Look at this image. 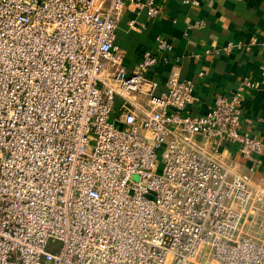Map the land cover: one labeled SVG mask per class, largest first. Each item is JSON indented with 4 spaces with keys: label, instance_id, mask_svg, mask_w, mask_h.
<instances>
[{
    "label": "built area",
    "instance_id": "obj_1",
    "mask_svg": "<svg viewBox=\"0 0 264 264\" xmlns=\"http://www.w3.org/2000/svg\"><path fill=\"white\" fill-rule=\"evenodd\" d=\"M128 7L164 14L156 0H0V264H264L243 209L264 191L218 158L223 143L264 156L240 132V95L186 114L190 82L144 78L172 50L161 36L129 70L114 44Z\"/></svg>",
    "mask_w": 264,
    "mask_h": 264
},
{
    "label": "crops",
    "instance_id": "obj_2",
    "mask_svg": "<svg viewBox=\"0 0 264 264\" xmlns=\"http://www.w3.org/2000/svg\"><path fill=\"white\" fill-rule=\"evenodd\" d=\"M156 3L164 12L159 18L149 19L144 11L128 7L117 19L114 44L126 67L135 68L143 51L156 53L157 38H165L172 50L166 61L145 72V81L156 83L157 91L173 73L190 82L194 101L184 112L191 116L208 112L218 97L239 94L240 132L264 146V0ZM130 21L137 29L129 28ZM218 158L233 172L249 176L253 190L264 191V156L244 158L235 145L223 143ZM243 209L249 220L246 231L264 244V199Z\"/></svg>",
    "mask_w": 264,
    "mask_h": 264
},
{
    "label": "rangeland",
    "instance_id": "obj_3",
    "mask_svg": "<svg viewBox=\"0 0 264 264\" xmlns=\"http://www.w3.org/2000/svg\"><path fill=\"white\" fill-rule=\"evenodd\" d=\"M244 232H245L248 236H250L251 238L255 239L254 237H252V236L249 234V232L246 231V229L244 230ZM255 240H256L257 242H259L260 244L264 245L263 242H262L261 240H257V239H255ZM56 245H57V244H50V245H49V249H50V250H53V249L56 247ZM55 250H56V249H54V251H55Z\"/></svg>",
    "mask_w": 264,
    "mask_h": 264
}]
</instances>
